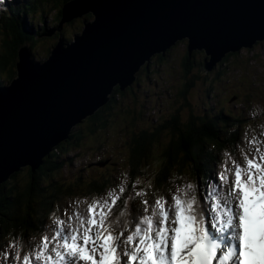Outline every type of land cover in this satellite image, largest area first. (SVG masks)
Wrapping results in <instances>:
<instances>
[{
	"label": "snow or ice",
	"instance_id": "snow-or-ice-1",
	"mask_svg": "<svg viewBox=\"0 0 264 264\" xmlns=\"http://www.w3.org/2000/svg\"><path fill=\"white\" fill-rule=\"evenodd\" d=\"M96 9L94 35L46 62L25 61L19 78L0 86V163L38 146L65 110L167 31L180 30L209 48L256 28L264 32V0L99 3ZM258 114L264 113L251 116ZM245 139L241 160L226 151L231 164L209 171L203 188L184 181L150 200L137 189L139 180L129 187L122 175L105 194L73 201L71 212L53 210L42 232L26 245L10 241L15 253L4 255L14 264H264V133ZM209 189L214 232L205 226L201 194Z\"/></svg>",
	"mask_w": 264,
	"mask_h": 264
},
{
	"label": "trees",
	"instance_id": "trees-1",
	"mask_svg": "<svg viewBox=\"0 0 264 264\" xmlns=\"http://www.w3.org/2000/svg\"><path fill=\"white\" fill-rule=\"evenodd\" d=\"M35 1L36 3L40 2L43 5L42 8L48 10L52 3L53 8L50 10L54 11V15H51V18L55 22L52 29L56 30L49 34L56 39L70 41L75 33L64 35L65 30L63 29L65 26L73 24L74 20L70 23H61L63 19L61 7L68 0ZM37 10V5H33L26 11H20L23 14L20 15L18 12L12 18H8L4 14L3 20L0 21V86L7 85L17 76L18 49L22 45L28 47L31 61L34 62L39 56H42L36 50L38 40H36L35 34L24 28L26 21L23 17L33 16ZM83 18L90 19L91 14L85 15ZM80 20L82 22V18ZM47 28L48 26L44 23L41 31ZM59 28L61 29L58 30ZM48 32L46 31L45 34ZM56 41L52 42V45L47 49L48 53L44 55V60L49 57L51 49L58 42ZM257 44L261 43L258 42L254 46ZM170 50V48L166 50L165 56L169 55ZM203 53L200 51H194L191 55L188 51L185 53L180 75L181 82L175 89L177 96L174 101L175 107L160 123H155L151 128L149 125L147 128V123L144 122L138 102L145 89L143 85L145 75L138 73L132 85L124 90L115 86L108 102L94 114L75 125L68 138L57 144L42 159V164L38 168L34 171L30 167L22 168L1 183L0 251L4 250L8 241L18 238L22 239L26 245L32 236L43 230V225L49 221L48 215L54 205H61L64 200L73 196L92 197L98 195L112 185L114 180L111 175H106L98 169L90 168V166L68 170V174L72 176L71 180L65 179L62 174L64 173L63 169L71 164L72 158L70 159L68 155L82 147H90L92 141L99 135L98 133L110 129L112 122L117 119H124L123 130L130 133L122 138L119 146L129 149L128 157L123 159L126 161L130 176L128 183H132L142 174V171L149 167V158L155 142L158 143L160 150L155 158H161V162L153 174L149 186L151 192L165 187L171 179L172 173L186 172L190 179L204 183L205 176L213 170L214 165H217L220 153L235 150L237 140L245 133L244 129L264 114H258L252 118L251 113L253 110H257L254 106L249 105L250 96L253 94L244 89L240 94V98L245 100L243 103L247 105L246 109L243 108L244 111L233 112L222 105L217 113L205 112L206 107L201 103L206 97H209L212 85L223 81L221 78H224L225 74L229 72V68L240 67V63L239 52L228 53L212 70L206 71L205 63L208 59ZM165 56L162 52L155 54L151 59L155 57L158 62ZM149 67L144 64L141 70L148 72ZM140 87L144 89H140ZM255 88L257 87L253 88L254 93L258 91ZM194 91H199L198 97L192 94ZM234 97L231 99L233 100ZM125 99H131L134 108L129 106L124 108ZM257 111L264 113L262 109ZM141 120L145 129L143 126H139ZM127 128H132V130ZM162 138H166V140L160 142ZM102 174L105 176L103 177ZM167 178L168 181L163 184ZM61 180L65 182H61Z\"/></svg>",
	"mask_w": 264,
	"mask_h": 264
},
{
	"label": "rangeland",
	"instance_id": "rangeland-1",
	"mask_svg": "<svg viewBox=\"0 0 264 264\" xmlns=\"http://www.w3.org/2000/svg\"><path fill=\"white\" fill-rule=\"evenodd\" d=\"M51 7L52 3H50L49 5L50 9ZM47 20L51 21L50 18H48ZM63 30H65L63 32L64 35H72L74 33L79 34L82 30L81 20L79 18H75L74 23L69 26H65ZM55 40V37H47L39 40V42L36 44V50L42 56H39L38 60H41L42 57L45 58L44 55L48 53L47 49L50 47L52 42H55ZM185 50L186 43L180 42L171 47L170 55L163 60L157 62L155 60V57L151 59L152 63L148 69V72L143 70L140 71V74H142L143 76L145 75L143 84L145 86V89L143 87H140V89H144V92L139 97L140 100L138 102V108L143 114L145 120L144 122L147 123V128L149 127V125L151 128V126L155 123H160L161 120L168 114H170L175 107L174 101L177 99V96L175 95V89L181 82V59L184 56ZM238 59L240 67H230L229 72L225 74L224 78H221L223 81L214 83L212 85V91L209 93V98L206 97L201 103L202 106L206 105L207 112L211 111L213 113H217L214 103H217L222 97L225 98L223 101L225 108H229L233 112H238L237 110H240V112L244 111V109L247 108V105L243 103L245 100H242V97L240 98V94L243 93L242 89L253 94L252 96H250V106H258L262 108V110H264V42H262L261 44H257L251 49H240ZM153 60H155V62H153ZM238 72L240 73L239 75L237 74ZM254 87H257L255 88L258 90L256 93L253 92ZM192 94L198 97L199 91H194L192 92ZM233 96L237 97L235 101V97L233 100L231 99ZM117 102L119 103V100H117ZM195 103L197 104V101H195ZM123 104L124 108L128 106L134 108V104L131 99H125ZM124 123L125 121L123 118L122 120L121 118L120 120L117 119L115 122H112V124L110 125V129H105L102 132L98 133L99 135H97L96 138L92 141L90 147H82L81 149L75 150L70 153L68 157L70 159L72 158L71 164L69 167L63 169V177L65 179H70L72 177L68 174V170H75L78 168H82L83 166H90V168L92 169H98V171L100 170L104 174L111 175L113 177L114 182L112 183V186L109 188V190L115 188L120 184L122 175L126 176L127 181L130 182L128 167L126 166V161L123 160L124 158L128 157L129 149L128 147H119L122 138L130 134L128 131L126 132L123 130ZM139 126H143V128L145 129L142 120L139 122ZM261 126H264V115L258 117L256 121L248 126L247 131L249 132V135L247 137V140H251L254 135L260 137V134L264 133V127ZM127 129L132 130V128ZM165 140L166 138H162L160 142H164ZM243 148H247L246 141ZM159 151L160 150L158 147V143L155 142L152 154L149 158V167H147L146 170L142 171V174L134 180V182L136 180L140 181L139 185H137V189L140 191H146V198L150 200L154 198V194L150 196L148 185L152 182L153 174L161 162V158H155L159 154ZM231 156H233L238 161L241 160L240 152H235ZM102 160H105L104 162L106 163H112L116 165L112 166L111 164L105 167H98V165H96L95 163ZM224 160L227 161L226 166L231 164V161L228 160L225 155ZM102 176L104 177L105 175L102 174ZM167 181L168 178L164 181L163 184H165ZM184 181L193 182L190 179L189 174H187L186 172L175 174L172 173L171 179L166 183L165 187L162 188L163 190L159 189L157 191H154V193L165 192L169 187H175L177 184H183ZM61 182L65 181L61 180ZM134 182L132 184H134ZM109 190H105L103 194H105ZM85 197L88 196L82 195L68 198L61 203V205H65L61 207L58 205H54L52 211L55 209H59L58 215L63 216L62 214L65 212V210L71 212L75 209L76 206L72 203L73 201L82 200ZM85 208L86 205L84 203H81L79 205L80 211H84ZM4 252L5 250L0 253V264H14L12 263V258L6 257L4 255ZM9 252L14 255L15 249H10Z\"/></svg>",
	"mask_w": 264,
	"mask_h": 264
},
{
	"label": "water",
	"instance_id": "water-1",
	"mask_svg": "<svg viewBox=\"0 0 264 264\" xmlns=\"http://www.w3.org/2000/svg\"><path fill=\"white\" fill-rule=\"evenodd\" d=\"M220 2H225V0H70L62 8L63 19L61 23L69 22L74 18H81L87 13H92L94 18L92 21L84 20L83 30L81 34L74 36V41L64 42L62 39H59L51 49L47 60L51 59L53 54H60L66 51L71 45L80 42L82 38L92 36L96 33L98 28L96 6L99 3L151 5ZM184 38L188 39L187 51L189 54L195 50L204 51L206 58L208 59L205 63V68L206 71H209L212 70L216 63L221 61L227 53L239 51L243 47L251 48L256 42L264 40V32L259 28H256L243 37H234L227 41L216 43L211 48L205 46L203 40L191 35H186L180 30H170L161 34L155 41L138 50L135 56L123 67V69L116 75L110 77L103 87L90 91L84 99L65 110L56 123L48 130L38 146L27 153L0 163V185L8 180L13 173L24 167H30L33 171L38 168L42 164V159L51 152L57 144L68 138L71 129L75 125L94 114L99 108L108 102L109 95L112 93L115 86L120 90H124L131 86L136 79V73L146 61L150 60L152 55L165 52L168 48L175 45L178 40ZM18 58L19 60L16 65L17 76L9 82L7 86H10L12 82L19 78L22 64L25 61H31L26 46L19 49ZM47 60H44L43 62H46Z\"/></svg>",
	"mask_w": 264,
	"mask_h": 264
},
{
	"label": "bare ground",
	"instance_id": "bare-ground-1",
	"mask_svg": "<svg viewBox=\"0 0 264 264\" xmlns=\"http://www.w3.org/2000/svg\"><path fill=\"white\" fill-rule=\"evenodd\" d=\"M111 94H112V93H111ZM111 94H110V95H111ZM110 95H109V97H110Z\"/></svg>",
	"mask_w": 264,
	"mask_h": 264
}]
</instances>
